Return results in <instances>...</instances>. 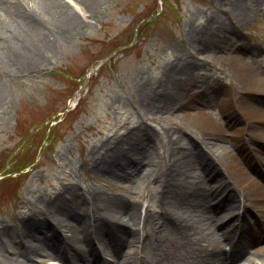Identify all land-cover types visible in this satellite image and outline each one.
Returning a JSON list of instances; mask_svg holds the SVG:
<instances>
[{"label": "rangeland", "instance_id": "obj_1", "mask_svg": "<svg viewBox=\"0 0 264 264\" xmlns=\"http://www.w3.org/2000/svg\"><path fill=\"white\" fill-rule=\"evenodd\" d=\"M64 1L80 12L77 23L27 74L1 80L0 174L36 161L16 177H0V264H42L39 260L51 256L61 264H85L63 246L61 232L67 233L68 227L59 221L75 227L90 221L110 224L131 200H138L143 209L150 207L156 217L164 195L157 173L145 180L132 169L122 170L114 157L134 154L162 168L176 164L189 172L195 163L199 172L195 143L202 138L203 125L214 121L218 144L241 152L232 133L243 134V118L221 100L235 90L244 110L264 107V0H94L90 10L74 0ZM105 57L87 81L90 69ZM79 84L84 88L72 104ZM208 91L209 99L220 98V108L214 102L210 113L200 104ZM182 105L183 110L177 108ZM193 106L206 110L201 125L184 114L196 113ZM220 111L229 114L225 122ZM58 116L63 121L48 135L45 126ZM251 129L258 140L246 137L249 142L241 144L242 149L264 141ZM176 179L182 182L184 176ZM187 183L197 187L190 189V196L186 189L167 191L171 209L184 201L216 202L211 187L201 188L193 179ZM90 191L96 193L98 205L85 201L83 194ZM45 215L60 227V235L53 237L43 229L33 240L27 236V220ZM115 243L118 250L104 242L105 251L115 259L120 251L125 258L127 246ZM33 244L36 250L25 255L27 245ZM43 245L47 247L38 249ZM166 257L167 250L159 252L156 262ZM261 260L264 253L249 264Z\"/></svg>", "mask_w": 264, "mask_h": 264}, {"label": "bare ground", "instance_id": "obj_2", "mask_svg": "<svg viewBox=\"0 0 264 264\" xmlns=\"http://www.w3.org/2000/svg\"><path fill=\"white\" fill-rule=\"evenodd\" d=\"M75 3H81L85 10H90L94 0H74ZM78 17H81L80 12L70 1L64 0H0V102L3 98L2 78L8 75H21L27 74L33 68V64L38 60L47 49L57 46L60 35H64L69 29L74 26L78 21ZM236 64V63H235ZM237 67L240 65L236 64ZM248 67L247 73H250ZM259 81V79H258ZM260 82V81H259ZM185 106H179L177 108L183 110ZM252 126L258 130L257 135L264 137V125H257L256 120H262L264 122V111L258 109L248 111ZM191 121L196 123L198 120L205 118V115L201 111L196 113H184ZM189 119V120H190ZM209 119V118H208ZM197 124V123H196ZM203 135L199 142H196L197 149L199 150V158L203 161L206 169H209V174L212 177L216 175H222L225 179L224 192L228 196L229 204L234 205L235 201L240 198L242 200L243 210L251 208L255 205L264 210V185L255 177L250 175L242 166L240 160L237 158L236 153L232 151L228 146L218 144L215 140L217 138V132L219 127L213 121L209 124L202 126ZM219 133V132H218ZM115 158L116 165L122 168V170L129 171L132 169L141 175L143 179H148L155 173L156 178L160 179L165 191L169 193L178 192V189L190 190L189 186L184 181L182 184L175 183L176 176L178 174H186L185 169H179L178 165L175 167L167 165L165 168L159 167L155 162H147L144 157H137L134 154H120ZM248 160V159H247ZM251 162L253 160L251 158ZM115 166V165H114ZM116 167V166H115ZM259 174V172L257 171ZM259 176H261L259 174ZM90 191V195L83 194L90 204L98 205V198L96 193ZM259 194L256 196V194ZM193 191L188 192V195H192ZM255 196V201L252 200ZM101 197H103L101 195ZM167 198V196L165 197ZM186 197L180 198L181 202ZM99 208V206H97ZM168 207V206H167ZM104 208V207H101ZM173 213L169 215L168 220L171 222L172 229L159 241L151 240L148 242L147 237H141L138 232L131 231L128 233L129 227L126 225L136 226L143 221L149 222V211L145 210L144 215L141 213V204L139 202H125L123 203L121 213L116 217L109 216L108 218L114 224L118 233H115L116 241L121 240L125 246H127V254L124 253L127 263L132 264H158L156 258L150 259L140 256L138 254L139 247L150 246L152 253L154 254L161 249H170L176 251L175 254H179L180 246H176L175 241L172 239L175 232L184 230L187 234L190 232L198 231V216L186 214L189 211V201H184V204L179 205L172 210ZM40 213L46 214L44 211ZM167 213L165 209H159L154 224H164L166 221L163 217ZM244 215V212H243ZM48 216L45 215L41 220H27L26 230L27 236L35 239L34 235L43 229H48L52 232V236H58L55 226L48 220ZM104 222V220L102 221ZM60 225L68 227L71 239L77 235L75 225L59 221ZM144 224V223H143ZM89 228L84 229V237L90 236L93 232L89 231ZM228 230V229H227ZM130 232V231H129ZM55 234V236H54ZM218 238V236H216ZM187 235L183 236L180 242H186ZM66 240V242H70ZM78 241V240H77ZM147 243V244H146ZM127 244V245H126ZM26 247V246H25ZM47 247H38L43 249ZM37 248L36 245H27L25 255L30 256ZM37 249V251H38ZM164 252V251H162ZM264 253V248L258 249L256 254ZM85 258L86 255H81ZM261 259V258H259ZM252 261V258L249 262ZM259 264H264V260H261Z\"/></svg>", "mask_w": 264, "mask_h": 264}, {"label": "trees", "instance_id": "obj_3", "mask_svg": "<svg viewBox=\"0 0 264 264\" xmlns=\"http://www.w3.org/2000/svg\"><path fill=\"white\" fill-rule=\"evenodd\" d=\"M49 130V132L51 133V132H53V131H55L56 129H57V127L56 126H53V125H47L46 126V129L45 130ZM34 161V160H33ZM32 160L31 161H29V162H27L26 164H24L23 166H21L19 169H22V168H24L25 166H27V165H29L31 162H33Z\"/></svg>", "mask_w": 264, "mask_h": 264}]
</instances>
